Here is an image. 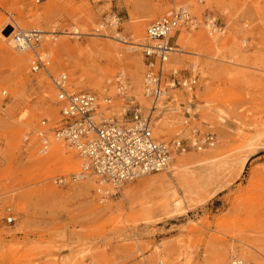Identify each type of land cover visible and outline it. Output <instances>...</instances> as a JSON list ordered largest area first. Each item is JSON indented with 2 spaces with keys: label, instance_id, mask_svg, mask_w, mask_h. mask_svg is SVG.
Here are the masks:
<instances>
[{
  "label": "rangeland",
  "instance_id": "rangeland-1",
  "mask_svg": "<svg viewBox=\"0 0 264 264\" xmlns=\"http://www.w3.org/2000/svg\"><path fill=\"white\" fill-rule=\"evenodd\" d=\"M10 1L13 3L7 7L9 11L0 6V20L8 19L6 24L10 22L6 13L13 14V19L24 15V24L30 28H53L56 40L78 41L83 49L96 42L137 56L143 87L144 50L127 51L130 44L110 38L115 30L133 43L128 30L133 24H144L146 32L152 23L176 7L185 6L190 7L191 18L199 24L187 30L194 40L208 36L204 21L208 16L215 17L219 27L225 28L220 52L208 46L178 45L180 33L173 39L178 50L184 51L181 56L174 55L185 60L178 68L187 77L197 76V88L191 97L197 120L187 121L189 139L173 136L164 142L190 140L193 131L198 130L202 136L214 135L216 149L224 150L239 144L243 136L258 137L264 129V0H44L40 4L34 0ZM33 5L42 10L48 8L49 21L54 25L45 19L34 24L29 11ZM113 14L120 22L109 29L107 18ZM82 19L91 21L77 25ZM102 23L106 28L98 32ZM76 26L91 30L95 36H78L79 40L67 36ZM0 32L12 35L13 28L2 27ZM82 58L77 70L69 64L65 71H53L52 75L68 73L73 90L86 88V92L98 96L94 88L123 69L99 53ZM77 59L68 53L52 56L48 71L58 65L57 61L68 64ZM30 69L28 64L27 75L31 79L46 74ZM25 74L12 62L0 63V264H98L92 260L94 253L103 256L107 264H232L233 256L244 257L240 264H264V139L250 152L249 163L241 174L238 156L230 166L198 171L202 186L208 190V202L182 216L162 214L156 205L159 199L141 200V187L152 176L129 182L123 188L111 187V195L100 204L96 179L74 182L69 174L41 168L33 162L29 147L35 142L38 146L39 138L30 125L34 122L35 128L40 126L47 119L46 107L54 103V121H61V107L51 77L48 80L53 94L46 96L43 84L28 82ZM107 89L110 92L111 86ZM103 99L99 98L100 103ZM138 106L139 103L128 104L124 121L133 118ZM208 107L224 112L223 125L200 124L207 118ZM192 151L195 150H187V154ZM74 161L80 168L77 155ZM65 176L67 181L61 184L59 179ZM83 188L90 190V199L81 192ZM124 189L136 191L127 198L122 194ZM109 206L111 210L107 211ZM9 209L16 218L13 223L7 221L12 214Z\"/></svg>",
  "mask_w": 264,
  "mask_h": 264
},
{
  "label": "bare ground",
  "instance_id": "bare-ground-1",
  "mask_svg": "<svg viewBox=\"0 0 264 264\" xmlns=\"http://www.w3.org/2000/svg\"><path fill=\"white\" fill-rule=\"evenodd\" d=\"M22 1V0H19ZM44 1V0H43ZM183 0H177V3H182ZM36 4H40L38 0H34ZM12 1L10 3L8 0H0V6L4 8H9ZM191 6L193 8L195 7V4L191 3ZM188 7V6H187ZM255 7V6H254ZM7 10L9 11V9ZM169 7H167L165 10H167ZM178 8H185L190 10V7L186 8L185 6H179ZM174 9V10H175ZM195 9L198 12V7H195ZM253 9V8H252ZM165 10L161 11V13H164ZM32 18L34 19V24L36 22L41 21L42 19H45L44 21L51 22L50 24H53L52 21H49V9L42 10V8H39L35 5L30 7L29 9ZM173 11H170L166 15L170 14ZM6 15L10 18V22H15L16 26L22 30H31V29H39L44 34L41 37V44L40 46L43 48V58L47 61V68L44 71L46 74L37 75L35 78H29L27 75L28 70V64L30 65V70L33 72V66L34 64V54L31 52V49L29 48H22L18 46L14 40L13 36L11 34L4 35L0 32V63H14L19 68L20 72H24L25 77L27 78L28 82H35L37 81L40 84H43L45 87V93L47 95L53 94V88L51 86L50 81L48 80V77L56 76L52 75L53 71L57 72L59 70H64L67 65L72 64V68L78 69L79 66H81L83 62L82 56L96 53L100 54L103 58L110 57L112 63H117L120 66L123 67L121 72L116 76L117 72H113V74L107 78L104 82L98 84L94 91L95 93H98L99 98H104L105 96H110L109 99H103L102 103H100L99 98L94 93H91L97 97V114L99 115V118H103L109 121H117L120 120L121 122H124V116L127 112L126 107L128 104L135 105L136 103H139L138 109L141 110L140 114L144 115L145 113H151L153 104L145 97V90L142 83V76H141V66L140 61L137 56H133L131 53H124L119 49L118 47H112L108 45H99V43H92L87 48L83 49L80 46V43L78 41H75V43H71L69 40H60L55 39L53 36L55 32L53 31V28H50L49 26L46 28L48 31H44L41 28H30L28 24H24V15H21L20 18H14L12 17L13 14H7ZM200 15V14H198ZM200 17V16H199ZM116 15L114 14L112 16H109L107 18L108 21V27L109 29L116 28L110 27L116 24ZM215 17L208 16L206 17V21H204V26L207 29V35H201L197 39H190L187 30H193V28L198 27L199 24L196 20H191L190 18L182 20L177 29L173 32L171 35V39H174L178 33H180L177 44L178 45H186L187 43L197 46H208V48L216 49L218 52H220L219 49V43L221 40V35L225 34V28L222 30H216L214 28ZM5 20V21H3ZM8 19H2L0 20V28H14L9 23L6 24ZM90 22L91 19L88 20H81L77 22V25H86ZM209 22L206 23V22ZM120 22V21H119ZM119 22L117 25H119ZM157 22V21H156ZM155 23V22H154ZM6 24V25H5ZM153 24V23H152ZM151 24V25H152ZM10 25V27H8ZM107 27V28H108ZM26 28V29H24ZM30 28V29H29ZM106 28V25L102 23L98 26V32H101ZM50 29V30H49ZM148 29V28H147ZM74 31L72 33L68 32L66 35L75 37V39L80 36H95L91 33V30L87 28H79L74 27ZM129 32L133 35L135 42L129 43V41L124 38L121 34L117 33V30H115L114 37H110L113 40H117L119 43L123 44H130L131 46L128 48L127 51H133V50H142V46L144 42L146 44L147 36L145 32V25L142 23H136L133 24L131 27H129ZM4 31V30H3ZM2 31V32H3ZM51 35V36H49ZM79 36V37H78ZM108 37L109 36H105ZM43 40V42H42ZM173 42V40H172ZM184 52V51H183ZM182 51L179 52L176 55H180V53H183ZM61 53H68L71 55H76L77 60H75L73 63L68 62L66 64L65 61H57L58 64L56 67L51 69L52 71H48V64L51 66L52 64V56L56 57L58 54ZM121 53L123 54L121 56ZM107 59V58H106ZM27 62H29L27 64ZM185 64V60L182 57H176L173 56L171 59V62L165 66V68L169 70L176 69L175 71L179 72V68H182V66ZM179 67V68H178ZM145 69V68H144ZM52 72V73H51ZM65 74L68 76V73H60ZM58 74V75H60ZM73 75H76V72L73 73ZM184 77L187 80H193L196 79L197 76H191L187 77L184 75ZM69 78V77H68ZM11 82H13L11 80ZM70 82V80H69ZM53 85L54 82L52 81ZM111 86L110 92L107 90V86ZM197 88V86H196ZM195 88V90H196ZM86 89V88H85ZM84 88L77 87L76 89H72V86L70 84V89L68 90V93H80L82 91H85ZM56 90V88H55ZM188 92V91H174L170 92L167 96L170 101L166 99H163L161 102L156 104V110L153 112V118H158L159 120L157 122H154L151 124V130L154 138L156 140L161 141H169L171 137L173 136H183L184 138L189 139L190 135L187 131L186 124L188 123V120H197L194 116V110L191 108L193 105V102L191 101L193 99V93L195 92ZM192 97V99H191ZM111 98V99H110ZM56 99H57V90H56ZM131 99H135V101H131ZM53 100V95H52ZM129 100V101H128ZM113 101H115V105L113 108ZM58 102V99H57ZM130 102V103H128ZM186 102V105H185ZM59 104V103H58ZM57 103L49 104L46 107V112L44 116H46L47 119H44L40 122V126L35 128L34 122L30 125V128L33 131H36L35 134L37 135L39 132H45L47 135L48 140L50 142V146L47 151H44L42 149L41 143H38V146L36 145H30L29 147V153L32 156L33 162L38 165L45 167L48 170H52L55 168L57 170V173L61 174H69L70 177L72 175L80 174L81 168L77 167L76 162L74 161L75 155L79 156L78 152L75 149H72L67 143H65L63 140L57 139L54 137L55 134V128L58 123H60V120L54 121L55 118H57ZM185 105V106H184ZM60 106V104H59ZM61 107V106H60ZM208 114L206 115L207 118H204L203 121L200 124H205L207 126H217V125H223L225 122L224 118V112L221 110L214 111L211 108H207ZM49 113V114H48ZM187 116H190L188 118ZM38 118V117H37ZM50 120V121H49ZM43 121H48L47 127L44 128V131L42 130V123ZM57 122V123H56ZM264 127V126H263ZM36 129V130H35ZM14 135L19 136V133L17 131H12ZM200 133L198 130H194L192 135V139L194 136L199 135ZM13 135V136H14ZM44 135V134H43ZM203 139L212 137L215 139V144L213 146L205 147L203 150L200 149H194L195 151H192L191 153H173V159L169 166V168L160 173L157 176L151 175V179L148 181L147 184L144 185V187H141L142 190L140 191L142 193L141 200H149V199H159V202L156 203L158 205L159 211H161L162 214H165V216H182L186 214L190 209L196 206H204L208 202V190L206 186H202L201 184V178L198 175V171L201 170H209L211 168H217V167H227L230 166L232 163V160L236 159L238 156L239 159V169L238 173L241 174L244 169L246 168L247 164L249 163L248 158L250 152L259 147L262 140L264 139V129L262 130L261 134H259L256 138H246L242 137L241 142L230 149H216L217 145V139L214 135H207L202 136ZM199 137V136H198ZM20 145V139L18 137ZM176 141H182V139H178ZM175 142V141H174ZM167 144V143H166ZM171 144V143H170ZM169 144V145H170ZM173 144V143H172ZM172 144L170 146H172ZM173 151L175 148H171ZM28 150V149H27ZM70 151L69 152H67ZM72 152V154H71ZM67 154H70L67 156ZM79 158V157H78ZM80 167L82 166V160ZM41 167V168H42ZM52 168V169H51ZM77 171V172H76ZM67 177V176H65ZM148 177V176H147ZM68 178V177H67ZM94 178V180L98 183L96 184L99 189H105L108 191L111 195L113 189L111 186L107 183H102L97 178ZM149 178V177H148ZM88 178L87 180H89ZM82 180H76L74 182H81ZM125 184L118 186L119 188H123ZM118 188V189H119ZM155 192L153 193V191ZM81 191V190H80ZM136 190L131 189H124L122 191V194L130 198L134 194L133 192ZM86 194V197L90 199V190L88 188H83L82 191ZM100 197V204H103L105 202V199L108 196H105V194H98ZM109 195V196H110ZM102 208H98V211H101ZM107 211L111 210V207L106 208ZM8 212L12 213L7 220L10 218L16 219L15 215L12 212V209H9ZM243 251H245L243 249ZM243 257V256H242ZM92 260L98 264H107L106 260L103 256H101L99 253H94L92 255ZM82 261V260H81ZM244 261L243 258H237V256H233L232 264H240ZM84 262H81L80 264H83Z\"/></svg>",
  "mask_w": 264,
  "mask_h": 264
},
{
  "label": "built area",
  "instance_id": "built-area-1",
  "mask_svg": "<svg viewBox=\"0 0 264 264\" xmlns=\"http://www.w3.org/2000/svg\"><path fill=\"white\" fill-rule=\"evenodd\" d=\"M42 1L38 0L39 3ZM187 18L193 20L187 9L178 8L150 25L146 31L148 43L142 46L145 65L144 90L145 97L153 104L151 113L147 111L142 115L141 110L137 109L133 118L124 122L99 118L95 95L86 91L68 93V76L60 74L52 77L61 106V121L55 128L54 137L75 149L82 160L81 172L78 177L76 174L72 175V181H86L95 177L117 189L123 184L166 171L172 162L173 153H187L191 148L203 150L215 144L212 137L203 139L196 135L190 140L175 141L170 146L171 144L156 140L151 130V124L159 120L153 118L157 103L166 99L170 92H193L197 86V78L187 80L183 71L165 68L171 62V57L180 52L170 37L179 23ZM115 21L116 24L110 27L118 26L119 19L116 18ZM206 23L209 24L208 21ZM11 26L14 27V42L22 48L31 49L34 54L33 72L45 71L47 61L43 58V53L39 52L44 33L39 29L22 30L15 22ZM214 28L222 30L217 22L214 23ZM167 100L170 101L168 98ZM47 125L48 121H43V131ZM45 132H39L37 136L42 149L47 151L50 140ZM59 181L63 184L67 177H61ZM97 193L110 195L105 189H99ZM14 220L10 218L7 221L13 223Z\"/></svg>",
  "mask_w": 264,
  "mask_h": 264
}]
</instances>
